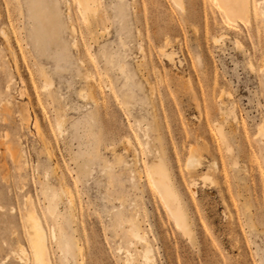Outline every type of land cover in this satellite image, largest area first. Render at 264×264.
Returning a JSON list of instances; mask_svg holds the SVG:
<instances>
[{"label": "rangeland", "instance_id": "374dc122", "mask_svg": "<svg viewBox=\"0 0 264 264\" xmlns=\"http://www.w3.org/2000/svg\"><path fill=\"white\" fill-rule=\"evenodd\" d=\"M255 2L234 21L215 0H98L86 21L77 0H0V264H24L30 199L53 264H145L132 224L153 264H264ZM159 159L185 225L148 173Z\"/></svg>", "mask_w": 264, "mask_h": 264}, {"label": "bare ground", "instance_id": "6f19581e", "mask_svg": "<svg viewBox=\"0 0 264 264\" xmlns=\"http://www.w3.org/2000/svg\"><path fill=\"white\" fill-rule=\"evenodd\" d=\"M215 1L219 5V7L227 14V16L234 21H236V19L238 20L239 18L247 19L249 17L250 12L251 11L253 12L254 9L257 7V5L254 4L255 0H215ZM77 2L79 4L81 14L86 21H89V16L91 14L92 15L97 14L99 8L98 0H77ZM2 34L4 35V38L7 41V43H9L10 36L8 31L6 29H2ZM111 58L112 57H109L108 59L111 60ZM17 65L19 64H16V66ZM47 83H49V81ZM90 93L91 92L87 93L86 96L90 95ZM30 118H31V114L27 112L26 119L28 123H30L31 121ZM33 119L35 125L34 127L37 129V132L40 133L41 127H40L39 119L37 117H34ZM199 162H200L199 157L196 155L195 151L192 150L188 159L189 167L191 168L197 167ZM18 167L20 169V162H18ZM137 173L141 177V171L138 170ZM148 173L152 178V180L154 181L155 185L160 187V189L162 190L167 206L170 209V212L172 213L174 218L176 219L177 223L179 225H185L186 216L181 208L178 195L174 191L169 172L162 159L153 161V163H151L148 167ZM25 216H26V222L30 227V229L33 231V234H31L30 236L28 247H26L24 244L23 245L19 244L20 245L19 255L21 260L24 262V264H28L29 262H34V264H53L51 261L52 258L50 257L51 253L49 248L50 243L48 242V233L43 224L44 222L42 220V217L31 199H30V203L26 206ZM131 230L133 236L143 243V246L139 250L141 253V257L144 260V263L153 264L154 263L153 248L146 239L145 234L141 231V228L136 224L131 225ZM126 257H127L126 258L127 263L131 264L132 255L126 252Z\"/></svg>", "mask_w": 264, "mask_h": 264}]
</instances>
